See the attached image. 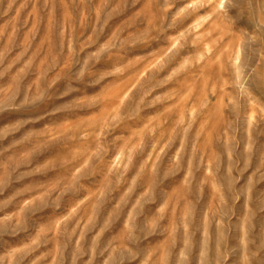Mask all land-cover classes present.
I'll use <instances>...</instances> for the list:
<instances>
[{"label": "rangeland", "instance_id": "1", "mask_svg": "<svg viewBox=\"0 0 264 264\" xmlns=\"http://www.w3.org/2000/svg\"><path fill=\"white\" fill-rule=\"evenodd\" d=\"M0 264H264V0H0Z\"/></svg>", "mask_w": 264, "mask_h": 264}]
</instances>
